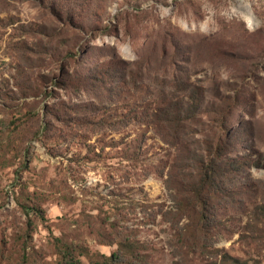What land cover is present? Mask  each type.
Returning a JSON list of instances; mask_svg holds the SVG:
<instances>
[{"label":"rangeland","instance_id":"374dc122","mask_svg":"<svg viewBox=\"0 0 264 264\" xmlns=\"http://www.w3.org/2000/svg\"><path fill=\"white\" fill-rule=\"evenodd\" d=\"M194 84L205 109L214 92L219 112L236 95L223 163L247 161L212 200L208 252L177 243L185 218L169 214L165 183L191 176L213 113L175 139L153 116L159 95ZM262 204L264 0H0V264L18 261L26 229L24 264H53L58 234L108 253L109 220L145 264H264Z\"/></svg>","mask_w":264,"mask_h":264},{"label":"trees","instance_id":"16d2710c","mask_svg":"<svg viewBox=\"0 0 264 264\" xmlns=\"http://www.w3.org/2000/svg\"><path fill=\"white\" fill-rule=\"evenodd\" d=\"M68 53V51H65ZM65 56H68L65 54ZM68 85V80L61 82ZM161 98L154 103V122L158 127H171L172 131L168 134L172 138H176L178 132L182 128V121L186 118L195 117L196 113L209 111L213 113V121L216 126V137L206 138L200 142V149L189 151L193 156L191 176L179 179L178 182L170 186L168 179L165 183L167 188H171L170 197L172 200V209L169 214L177 221L184 217L185 220L180 228L175 232V238L180 246L189 247L187 249H198L200 252L209 251L213 235L218 233L216 229L215 217L213 213L212 200L223 194L226 189V182L229 175L235 170H239L246 160H237L232 157L231 160L223 163V154L225 153V145L228 143L227 135L230 131L227 122L231 109L237 106L239 100L236 95H232L230 103L226 105H218L220 112L216 108L215 100H220L217 93H213L210 99L209 109H205L208 103L205 99L204 90L199 85H190L189 90L184 95H175L176 98L171 99L173 95H159ZM219 112V113H218ZM216 114V115H215ZM216 116V117H215ZM238 133V132H237ZM164 139V137H162ZM172 141V140H171ZM231 142V141H230ZM182 156L178 154L172 166H182ZM250 160V159H248ZM256 164L258 161H254ZM258 206L259 214H264V204ZM32 208V207H31ZM39 217L42 218V211ZM89 225L90 223L87 222ZM111 220L108 221L109 227L112 229L110 235L97 231V240L100 243L112 244L114 247L108 253L98 250H91L79 238L68 237L62 234L52 235L51 245L54 253L53 264H145L146 253L140 251V243L138 239L115 230V226ZM23 245L20 257L15 264H24L26 261V247L29 244L25 237H30L28 230L22 233ZM215 250L216 247H215ZM216 254V251H215ZM82 258L85 263H82ZM221 261L226 260L229 264H241V261L232 255L223 253ZM172 264H193L190 262L173 261ZM215 264V262H212Z\"/></svg>","mask_w":264,"mask_h":264}]
</instances>
